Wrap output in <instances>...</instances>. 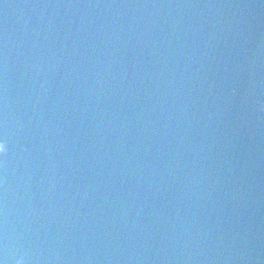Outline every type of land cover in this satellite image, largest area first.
Returning a JSON list of instances; mask_svg holds the SVG:
<instances>
[{
	"label": "water",
	"instance_id": "obj_1",
	"mask_svg": "<svg viewBox=\"0 0 264 264\" xmlns=\"http://www.w3.org/2000/svg\"><path fill=\"white\" fill-rule=\"evenodd\" d=\"M0 262L264 264V0H0Z\"/></svg>",
	"mask_w": 264,
	"mask_h": 264
},
{
	"label": "clouds",
	"instance_id": "obj_2",
	"mask_svg": "<svg viewBox=\"0 0 264 264\" xmlns=\"http://www.w3.org/2000/svg\"><path fill=\"white\" fill-rule=\"evenodd\" d=\"M7 150L6 143L4 141L0 142V153H5ZM0 264H3V262H0ZM16 264H22V260H17Z\"/></svg>",
	"mask_w": 264,
	"mask_h": 264
},
{
	"label": "snow or ice",
	"instance_id": "obj_3",
	"mask_svg": "<svg viewBox=\"0 0 264 264\" xmlns=\"http://www.w3.org/2000/svg\"><path fill=\"white\" fill-rule=\"evenodd\" d=\"M3 140H0V142H2Z\"/></svg>",
	"mask_w": 264,
	"mask_h": 264
}]
</instances>
